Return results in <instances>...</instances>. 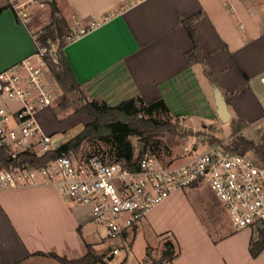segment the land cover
<instances>
[{
  "label": "crops",
  "instance_id": "crops-1",
  "mask_svg": "<svg viewBox=\"0 0 264 264\" xmlns=\"http://www.w3.org/2000/svg\"><path fill=\"white\" fill-rule=\"evenodd\" d=\"M4 4L0 0V8ZM52 6L69 28L99 23L63 48L87 99L117 105L133 97L147 102L162 97L190 128L216 129L214 85L204 75L203 64L190 65L185 57L191 39L181 16L198 14L195 35L232 119L247 125L264 121V0H142L132 5L126 0H50L33 6L27 24L3 8L0 71L34 52L31 31L50 23ZM178 193L122 236L128 238L144 220L155 232L173 236L168 239L172 247L166 245L171 256L161 264H264V248L256 257L250 253L251 228L218 221L207 228L197 219L191 224L189 220L186 228H157L162 207ZM101 238L88 208L69 202L41 178L36 185L0 188V264H60L38 253L74 259L85 253V243L97 251Z\"/></svg>",
  "mask_w": 264,
  "mask_h": 264
},
{
  "label": "built area",
  "instance_id": "built-area-1",
  "mask_svg": "<svg viewBox=\"0 0 264 264\" xmlns=\"http://www.w3.org/2000/svg\"><path fill=\"white\" fill-rule=\"evenodd\" d=\"M49 1L5 0V4L27 24L33 6L42 7ZM140 1L126 0L128 5ZM98 25L90 22L82 27L76 23L64 36V45ZM44 32L43 28L31 31L34 52L0 71V148L12 158L23 151L41 155L55 148L52 135L42 131L36 118L38 110L57 104L59 98L45 81L43 71L48 69L47 59L57 62L58 46L52 40L43 41ZM227 145V140H221L201 144L198 150L199 145L193 144L178 160L163 161L145 153L128 163L100 153H62L39 167L8 170L0 166V188L36 185L41 178L69 202L86 206L92 220L104 227L106 237L121 238L175 191L206 184L236 229H258L264 225V164L253 154L234 151ZM113 244L109 254L115 255L121 245Z\"/></svg>",
  "mask_w": 264,
  "mask_h": 264
},
{
  "label": "trees",
  "instance_id": "trees-1",
  "mask_svg": "<svg viewBox=\"0 0 264 264\" xmlns=\"http://www.w3.org/2000/svg\"><path fill=\"white\" fill-rule=\"evenodd\" d=\"M8 4H4L0 9L8 8ZM198 14H185L181 16V24L185 27L189 38L191 39V48L185 52L188 63H201L204 65V75L211 84L217 86V81L213 73L206 66V57L202 52L201 45L195 35L194 21ZM45 33L42 36L43 41L58 40V60L53 62L47 59V66L53 78L60 85L65 93L79 92L81 84L75 78V75L64 55V40L62 36L68 33V27L64 17L58 15V10L52 6L51 21L44 26ZM244 80L247 81L246 74L243 73ZM218 87V86H217ZM231 89L230 92H233ZM64 101L65 96H62ZM226 100V99H225ZM227 102V100H226ZM61 103V102H60ZM60 107L64 108L63 102ZM58 105V102H57ZM228 105V102H227ZM80 110L90 115L93 120L83 125L82 129L66 142L37 155L30 151L19 153L17 158L8 156L3 148H0V166L11 170L19 166L39 167L45 165L48 161L58 157L62 153H76L80 150L81 145L86 141L102 142L107 148L94 150L91 153H100L109 159H119L126 163L130 162L135 156L140 157L145 153H155L151 141L157 134H169L171 136H196L199 139L198 144H214L220 142L221 139L214 133L212 126H205L201 130H184L179 125L180 118H172L170 110L162 97L155 98L151 101H145L141 97H133L120 102L117 105H108L104 101L95 99H85L80 106ZM167 115L166 120H159L156 116ZM173 119V120H172ZM233 121V119H231ZM243 121V120H241ZM240 126L236 124V130ZM129 136H137L144 141V147L137 155ZM228 148L244 153L252 152L253 155L264 164V143H256L242 135H237L228 142ZM77 155V154H76ZM167 245L172 247L170 242ZM86 251L78 258H68L54 252L42 253L52 257L60 264H108L107 257L109 251L98 253L92 244L85 243ZM264 248V225L257 229V237L250 242L249 250L253 257H256ZM171 254L164 253L165 258H169ZM152 264H160L156 260Z\"/></svg>",
  "mask_w": 264,
  "mask_h": 264
},
{
  "label": "rangeland",
  "instance_id": "rangeland-1",
  "mask_svg": "<svg viewBox=\"0 0 264 264\" xmlns=\"http://www.w3.org/2000/svg\"><path fill=\"white\" fill-rule=\"evenodd\" d=\"M40 28L44 29V26ZM66 34L67 33L63 34V40ZM53 42L58 46V40H54ZM43 71L45 81H47L51 91L55 95H59L58 105L53 104L38 110L36 118L42 131L52 135L54 139L52 146L56 147L76 135L82 129L83 125L92 121L93 118L80 110V106L85 102V99H87L83 93H65L60 85L56 84L57 82L50 71L47 68H44ZM56 85H58V87ZM62 96H65L64 101H61L63 99ZM60 102L65 104L64 108L60 107ZM170 116L172 118L177 117L172 112H170ZM156 118L159 120H166L168 117L164 114L156 116ZM231 119L232 117L226 123L219 120L214 124L216 127L214 133L218 138L229 142L237 135H242L256 143H264V121L257 122L253 125H247L245 123H240L236 119L231 121ZM236 124L240 126V129L236 130ZM179 125L187 131L192 130L194 132L202 129L201 127L190 128L181 119ZM129 140L132 143L134 154L137 155L139 153V143L141 142L144 144V141L137 136H129ZM151 143L155 149L154 155L166 161L169 159L178 160L184 157L187 154L185 147H191L193 144L199 143V139L192 135L171 136L169 134H157ZM198 145V150L202 149L201 145ZM106 148L107 147L102 142L96 140L86 141L81 145L80 150L73 154H77V156L85 155L94 150H104ZM249 153L253 154L252 152ZM180 192L181 193H178L171 199L169 204L162 207L163 212L160 214L157 228H186V223L190 220L191 224L194 219L200 220L207 228H213V221L221 222L220 224L224 226L232 224L226 208L218 200L208 185L201 184L199 187L186 188L180 190ZM59 193L62 195L60 191ZM92 225L95 228H99L102 237L100 242L101 247L97 250L98 253L106 250L109 246H112L113 243V245L116 246L121 245L119 252L115 254L111 260H108V264H152L153 260L161 264L162 261L166 259L164 253H166L168 248L166 247L167 243L170 242L168 239L173 238L170 233L155 232L151 229L155 227L148 225L144 220L141 224L139 223L138 229L132 231L128 238H126L127 236H121V238H108L106 237V232L102 225L93 220ZM191 228L193 227L191 226ZM256 237L257 228H254L253 238Z\"/></svg>",
  "mask_w": 264,
  "mask_h": 264
},
{
  "label": "water",
  "instance_id": "water-1",
  "mask_svg": "<svg viewBox=\"0 0 264 264\" xmlns=\"http://www.w3.org/2000/svg\"><path fill=\"white\" fill-rule=\"evenodd\" d=\"M213 91H214V100H215L217 117L221 122L226 123L231 118V112L228 108L225 97L217 86L213 87ZM143 145H144L143 143L141 142L139 143V150H138L139 152L143 150L144 147ZM107 250L110 251L111 247L109 246ZM171 252H172L171 248L168 247L166 253L170 254ZM113 256H114L113 253H110L109 256L107 257V260H111Z\"/></svg>",
  "mask_w": 264,
  "mask_h": 264
}]
</instances>
